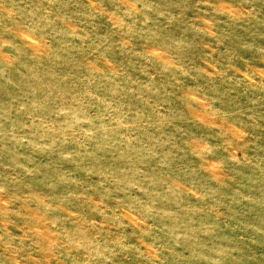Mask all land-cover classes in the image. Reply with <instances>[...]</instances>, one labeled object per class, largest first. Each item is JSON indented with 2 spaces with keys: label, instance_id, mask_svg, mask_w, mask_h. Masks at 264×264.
<instances>
[{
  "label": "rangeland",
  "instance_id": "1",
  "mask_svg": "<svg viewBox=\"0 0 264 264\" xmlns=\"http://www.w3.org/2000/svg\"><path fill=\"white\" fill-rule=\"evenodd\" d=\"M0 264H264V0H0Z\"/></svg>",
  "mask_w": 264,
  "mask_h": 264
}]
</instances>
